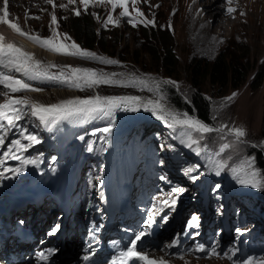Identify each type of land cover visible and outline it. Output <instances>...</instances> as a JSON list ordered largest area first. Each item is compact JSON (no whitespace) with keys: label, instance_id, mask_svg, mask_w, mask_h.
<instances>
[{"label":"rangeland","instance_id":"1","mask_svg":"<svg viewBox=\"0 0 264 264\" xmlns=\"http://www.w3.org/2000/svg\"><path fill=\"white\" fill-rule=\"evenodd\" d=\"M252 1L253 7L259 1H262V8L264 9V0ZM53 2L56 5L55 9L51 4L46 3V0L12 1L8 5L9 19L17 23L23 31L30 30L32 34L49 38L52 36L49 25L51 13L54 11L59 23L57 32L67 34L71 38L64 41L63 35H61V41L66 44L73 41L77 43L69 23L77 16L74 14V9H80L81 14L85 12L83 6L79 3V0H76L74 5H68V0H54ZM217 2L218 0H195V2L194 0H147V2L140 0L136 7L144 13L145 18L155 19L156 22V27L148 26L146 36L143 34L141 27H132L126 22L125 18H120L119 26H113L112 24H108L107 27L104 26V21L110 12L113 19H116L122 9L118 8L115 12H112L110 5H90L88 11L96 14L94 17L97 24L100 25V30L107 33L106 45L103 48L98 45L91 52L106 60L119 61V64L108 65L93 60L62 56L43 48L36 49L37 59L44 64L52 63L61 67L90 68L109 75L116 73L117 80H123L127 83L135 78L146 81L147 86L140 84L127 87L100 85L85 91L67 88L63 85L43 86L41 87L44 89L43 91L30 92L28 97L44 105L60 103L66 99L88 98L96 95L138 96L145 101L149 99L157 100L163 97L161 102L167 107L170 105L166 104L167 97L163 92L165 86H173L179 95L187 99L195 91V86L190 79L189 65L191 61L201 59L210 64L215 56L222 52L227 60L234 63L238 61L244 65L248 74L237 87H232L229 84L222 89L212 86L205 76L200 79L201 92L209 103L210 123L207 125L213 128H218L221 125H228L229 128L241 127L247 133L244 138L245 143H232L233 137L226 136V128L225 133L213 132L206 134L199 141V144L189 148L187 146V136H181L179 130L177 133L171 132L150 112H145L142 109L140 111L117 110L118 112L121 111V116L124 119H128L129 116L138 118L150 115L155 120L153 121V127L159 129L167 139V149L170 147L169 144L172 147L185 148L193 153L192 160H195L194 157L197 155L195 149L199 148V156L208 158L210 161L208 162L209 174L212 176L214 174L216 180L227 181L233 186L235 192L246 194L252 201L264 205V185L252 187L241 184L239 179L243 178V174L238 177L234 171V169H239L246 159L254 158L256 170L262 173L261 178L264 179L263 172L255 158L256 151H258L264 159V145H261V142H264V81L256 89H252L249 85L252 77L251 73L254 72L255 68L260 65L264 69V10L263 15L258 17L256 12L250 13L249 7L246 10V7L242 6L241 0H239L237 11L226 16L221 12ZM61 4L68 5V7L61 8ZM156 5L159 7H156ZM2 9L3 2L0 0V15H2ZM129 12L135 15L131 2H129ZM241 13L244 14L241 15ZM26 14L30 17L38 16L40 19H26ZM205 14L209 15L206 17L207 21ZM97 16L99 19H97ZM141 25L145 27L143 24ZM3 26L6 28L5 25ZM205 30L207 31L205 32ZM161 32L164 33L163 35H170L169 43L172 45L173 52L178 60L174 72L169 75L165 74L159 65L156 67L157 65L148 50L155 46L157 42H164L160 35ZM50 54L53 56H49ZM53 70L57 71V69ZM168 81L175 82V84H170ZM233 93L236 96L229 101L228 97L232 96ZM63 126L67 127V124ZM76 126L81 127L79 124ZM192 136L198 138L199 134L192 133ZM175 141L179 143L176 145ZM226 142L232 143V147L221 153L219 149ZM52 144V141L49 142V145ZM252 145L261 146L254 148ZM39 149L40 145H36L34 148L37 151ZM221 163L226 166L220 169L219 174H217V165ZM180 263L211 264L193 260L181 261Z\"/></svg>","mask_w":264,"mask_h":264},{"label":"snow or ice","instance_id":"2","mask_svg":"<svg viewBox=\"0 0 264 264\" xmlns=\"http://www.w3.org/2000/svg\"><path fill=\"white\" fill-rule=\"evenodd\" d=\"M129 2H131L133 11L135 15L129 12ZM140 0H79V3L83 6V10L87 12L89 6H99V5H110L111 11L115 12L116 9H122L119 13V17L113 19L111 12L108 14L107 19L104 21V26L107 27L108 24L113 26H119L120 18H127L126 22L132 27H136L138 24H143L147 27L151 25L156 27L155 19L149 20L145 18L144 13L136 7ZM147 2V0H145ZM195 2V0H194ZM227 13L232 14L236 11L233 4V0H226ZM4 6L2 9V15H0V25H6L15 34L21 37H25L27 40L33 42L39 47L46 49L54 54L76 57L83 60H94L102 64L117 65L119 61L112 59H104L98 56L96 53L84 50L75 41L70 44H66L61 41L60 37L63 35V40L68 41L71 38L67 34H60L57 32L59 23L57 16L53 11L51 13L50 29L52 31V36L49 38H42L38 34H30L22 30V28L15 22L9 19V0H3ZM46 3L51 4L53 9L56 5L53 0H46ZM76 4V0H68V5ZM68 5L61 4V8H67ZM156 7H159L156 5ZM74 14L79 16L81 14L80 9H74ZM244 13H241L243 15ZM93 15H96L93 13ZM26 19H40V17H30L26 14ZM97 19L99 17L97 16ZM171 27V25H169ZM52 69H57V71H52ZM9 73H19L21 78H17L15 75ZM117 74L113 73L111 75L97 72L90 68L72 67L65 66L61 67L56 64H44L40 60L36 59L35 56L24 50L22 47L17 46L15 43L6 41L5 37L0 34V96L5 97V102L0 103V147L5 146V140L8 133L12 130H16L19 136L27 141V144L22 143L20 138L11 139L6 151L2 154L4 159H0V165H3L5 160H19L22 164H35L36 161L24 159L17 153L27 151L28 148L32 147L34 144H39L40 140L37 135L28 132V129L20 124V121L24 120L25 117H32L39 121L40 125L46 128L60 124L63 121H79V120H95L103 119L106 117H111L116 109H123L124 111H140L141 109L145 112H150L158 121H161L163 125L170 129L171 132L177 133L181 136L188 137L189 148L193 145L199 144V141L204 138L206 134L213 132L225 133L227 128L226 136L233 137L232 143L242 144L245 143L244 138L247 133L245 129L241 127H231L228 125H221L218 128L210 127L199 119L190 116L188 113H180L170 107H166L161 101L163 97L157 100H141L138 96H91L88 98H74L66 99L60 103H54L51 105H44L39 102L31 100L28 96H23L22 98H13L10 94L12 93H28V92H41L44 89L39 86H34L29 81L36 82H47L51 84L63 85L67 88L77 89L80 91H85L86 89H93L99 87L100 85L108 86H135L137 84L147 86V82L139 79H131L127 83L123 80L116 79ZM170 84H175V82L168 81ZM151 90V89H149ZM235 93L228 97V100L234 99ZM110 127L100 128L99 131L108 134L110 132ZM192 133L199 134L198 138H193ZM95 134V133H93ZM82 139V137H81ZM232 143H223L219 151L223 153L225 150L232 147ZM264 145V142H261ZM261 145H252V147H260ZM88 151H92L89 148ZM196 154L200 155V149H195ZM226 165H217V174L219 170L224 168ZM5 171L19 172L20 169L8 168ZM187 171L191 172L192 169ZM237 176L240 177L243 174V178L239 179L241 184L250 185L252 187H260L264 185V179H262V173L256 170L254 158H248L243 162V165L239 169H234ZM2 174V173H0ZM196 177H192L194 180ZM161 179H165L162 177ZM183 191V189H176L172 194L173 196L176 192ZM165 206L174 209L176 200L166 199L162 202ZM151 215L145 223L146 228H151L154 223H156L154 217L159 214L163 209H157L153 205ZM164 222H167V215L162 217ZM199 218L195 215L191 218L188 223V227H198ZM58 227V226H57ZM53 232L49 234H54ZM147 231H140L137 233L132 241H130L129 246L125 249L119 251L118 255L112 259L111 264H167V261L163 259H153L147 253L139 250V242L147 235ZM177 242L173 241L167 247L176 246ZM195 251L205 252L202 246H197ZM52 254V250L49 251V255ZM235 254L234 252L232 253ZM207 256L208 253H205ZM211 255H219L216 253L215 248L212 249ZM40 258L47 261L49 256L44 253H40ZM182 258V257H181ZM231 258V257H229ZM90 259L89 255H84L83 260L88 261ZM241 264H256L253 259H247Z\"/></svg>","mask_w":264,"mask_h":264},{"label":"trees","instance_id":"3","mask_svg":"<svg viewBox=\"0 0 264 264\" xmlns=\"http://www.w3.org/2000/svg\"><path fill=\"white\" fill-rule=\"evenodd\" d=\"M69 26L75 40L84 50L94 51L98 45L103 48L107 43V35L104 32H99L96 21L87 13L73 18ZM139 27L142 28L143 34L146 36L149 27ZM163 34V32L160 33L164 42L162 41L163 43H161L159 41L148 50L157 65L156 67L159 65L164 73L169 75L174 72L178 60L173 52L172 45L169 43L170 35ZM104 50L107 51L106 49ZM189 67L190 79L195 86V91L186 99L179 95L173 86H165L163 92H165L167 97L166 104L170 105L167 107L179 112L188 113L190 116L209 124V103L201 92L200 79L204 76L207 77L211 85L216 86L218 89H222L229 84L232 87H237L247 76V70L240 62L234 63L231 60H227L222 52H219L210 64L207 61L199 59L191 61ZM251 74L252 77L249 85L252 89H256L264 81V69L259 65ZM255 158L264 176V159L258 151H256Z\"/></svg>","mask_w":264,"mask_h":264},{"label":"bare ground","instance_id":"4","mask_svg":"<svg viewBox=\"0 0 264 264\" xmlns=\"http://www.w3.org/2000/svg\"><path fill=\"white\" fill-rule=\"evenodd\" d=\"M24 1V0H23ZM26 2V1H25ZM29 2V1H28ZM216 13V12H215ZM205 16V19H206V17H208L209 15H207V14H205L204 15ZM201 17V16H200ZM202 19V18H201ZM216 20V19H215ZM218 20V19H217ZM206 21H207V19H206ZM202 23V22H201ZM200 23V24H201ZM205 23V22H204ZM203 23V24H204ZM208 23V22H207ZM206 23V24H207ZM199 24V25H200ZM209 24V23H208ZM203 26V25H202ZM204 28H206L205 26H203ZM1 28H3V26L2 25H0V29ZM207 30H205V32H206ZM2 33H4V34H6V32H3V31H1ZM207 34V33H206ZM6 41H8V42H12V43H15V40L14 39H8V40H6ZM16 44V43H15ZM22 44L24 45V46H20V47H22L24 50H26V51H28V52H30V53H32L34 56H35V58L37 59V51H36V49H39L38 47H36L34 44H32L31 42H25V41H22ZM17 45V44H16ZM18 46V45H17ZM39 52V51H38ZM49 56H53V55H49ZM53 145V144H52ZM21 152H19L18 154H20ZM17 165H18V168L17 169H20V171L19 172H17V181L18 182H22L24 179H25V177H26V175H27V168L28 167H30L32 164H22L19 160L17 161ZM50 221H52V220H47L46 219V221H44L43 223H45V222H50ZM177 264V263H176Z\"/></svg>","mask_w":264,"mask_h":264}]
</instances>
